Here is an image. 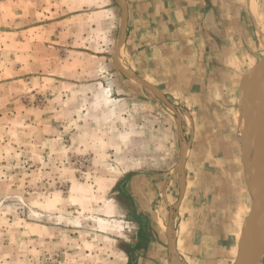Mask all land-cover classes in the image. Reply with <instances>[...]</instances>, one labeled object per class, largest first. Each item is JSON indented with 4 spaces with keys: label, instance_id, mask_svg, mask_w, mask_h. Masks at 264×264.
<instances>
[{
    "label": "rangeland",
    "instance_id": "rangeland-1",
    "mask_svg": "<svg viewBox=\"0 0 264 264\" xmlns=\"http://www.w3.org/2000/svg\"><path fill=\"white\" fill-rule=\"evenodd\" d=\"M124 7L0 0V264H173L172 246L183 264L237 261L264 0H212L195 34L148 52L135 36L151 84L118 70Z\"/></svg>",
    "mask_w": 264,
    "mask_h": 264
},
{
    "label": "crops",
    "instance_id": "crops-1",
    "mask_svg": "<svg viewBox=\"0 0 264 264\" xmlns=\"http://www.w3.org/2000/svg\"><path fill=\"white\" fill-rule=\"evenodd\" d=\"M212 0H124L125 23H126V42L123 47V53L126 56V65L123 69L118 68L123 77L132 81L142 79L151 84V78L148 76V67L153 66V57L151 60L138 61L137 53H130L131 45L135 43V36H144V43L148 50L155 47L159 43V47H163L169 38H175L176 34L181 31H193L195 34L202 20L203 10L210 4ZM160 38V41H157ZM144 40V39H141ZM135 48V47H134ZM131 54V55H129ZM154 54V53H153ZM143 63V64H141ZM141 72L146 73L143 75ZM232 246L241 236L240 228L235 231H229L226 235Z\"/></svg>",
    "mask_w": 264,
    "mask_h": 264
},
{
    "label": "bare ground",
    "instance_id": "bare-ground-1",
    "mask_svg": "<svg viewBox=\"0 0 264 264\" xmlns=\"http://www.w3.org/2000/svg\"><path fill=\"white\" fill-rule=\"evenodd\" d=\"M120 65V64H119ZM121 69L125 67L124 63L120 65ZM124 70V69H123ZM259 79V76H258ZM250 86V85H249ZM247 87V89L249 88ZM264 89V83L262 84ZM245 91L249 92V89ZM256 93L251 91L249 94V98L251 103L248 104L246 110L241 109L240 111V123L241 129L239 130V138L242 143L245 145L246 154H245V164L246 168L251 174L252 182H249V187L251 193L255 190L264 192V143L262 140L264 139V112L263 107H261V102L259 103L255 96ZM246 97L244 99V102ZM262 104L264 106V90H263V98ZM244 158V156H243ZM250 178V179H251ZM253 189V190H251ZM262 204V207L260 205ZM261 214H263L261 216ZM256 215L258 219V226L260 227V239L257 243L253 244L250 249H247V257L241 255L236 264H250L249 261L251 259L252 264H259L256 256L260 253V248L264 245V194L260 196L259 202L256 206ZM250 224V228H251ZM263 235V236H262ZM246 242V241H245ZM172 252L175 254L173 257V264H183L181 260L177 257V254L174 251L172 246ZM242 253V252H241ZM243 254V253H242ZM240 255V254H239Z\"/></svg>",
    "mask_w": 264,
    "mask_h": 264
},
{
    "label": "water",
    "instance_id": "water-1",
    "mask_svg": "<svg viewBox=\"0 0 264 264\" xmlns=\"http://www.w3.org/2000/svg\"><path fill=\"white\" fill-rule=\"evenodd\" d=\"M262 63L263 62L256 65L252 70H250V72L248 74H246V76L243 79L242 86L245 83L248 84V86L250 85L249 88H251L252 91L254 93H256L255 94L256 99H257V101L259 100L261 102V105H262L261 107H263V112H264V106L262 104L263 86H262L260 80L258 79V74H257V68ZM252 194H253L252 207H251L250 214H249L248 218L246 219V221L244 223L243 230H242L241 240L239 242V253H240V248H241V242L246 241L245 242L246 247H247V249H250L253 244H255L259 241L260 236H261L260 227L258 226V219H257V215H256V206L259 202V198H260L261 194L263 195L264 192L262 193V191H260V190L259 191L255 190L252 192ZM250 224H252L251 228H250ZM239 253H238L237 261L239 259ZM256 259H257V261L260 260L259 254L256 256ZM237 261H236V263H237Z\"/></svg>",
    "mask_w": 264,
    "mask_h": 264
}]
</instances>
